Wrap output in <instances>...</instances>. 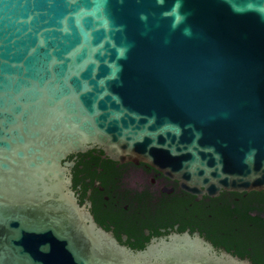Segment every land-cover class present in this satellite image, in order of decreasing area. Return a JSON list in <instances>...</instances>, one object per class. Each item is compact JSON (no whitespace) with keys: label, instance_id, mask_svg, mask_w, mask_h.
Returning a JSON list of instances; mask_svg holds the SVG:
<instances>
[{"label":"water","instance_id":"95a60500","mask_svg":"<svg viewBox=\"0 0 264 264\" xmlns=\"http://www.w3.org/2000/svg\"><path fill=\"white\" fill-rule=\"evenodd\" d=\"M93 146L197 200L264 191V0H0V264H252L121 246L71 189Z\"/></svg>","mask_w":264,"mask_h":264},{"label":"flooded vegetation","instance_id":"af4514ba","mask_svg":"<svg viewBox=\"0 0 264 264\" xmlns=\"http://www.w3.org/2000/svg\"><path fill=\"white\" fill-rule=\"evenodd\" d=\"M65 162L71 164V189L78 204L89 211L98 227L133 252L143 251L153 240L185 232L208 241L214 211L220 209L222 199L236 193L223 191L217 197L204 195L197 200L151 166L113 160L99 146L71 153ZM232 198L234 206L239 198ZM237 231L232 229L234 234ZM230 253L234 255V249Z\"/></svg>","mask_w":264,"mask_h":264},{"label":"trees","instance_id":"16d2710c","mask_svg":"<svg viewBox=\"0 0 264 264\" xmlns=\"http://www.w3.org/2000/svg\"><path fill=\"white\" fill-rule=\"evenodd\" d=\"M229 195L238 197L239 202L232 206V197L222 199L220 209L214 211L207 240L215 248L223 247L229 252L234 249V255L252 264H264V191ZM234 228L237 234L232 233Z\"/></svg>","mask_w":264,"mask_h":264},{"label":"clouds","instance_id":"9594fccd","mask_svg":"<svg viewBox=\"0 0 264 264\" xmlns=\"http://www.w3.org/2000/svg\"><path fill=\"white\" fill-rule=\"evenodd\" d=\"M160 3H163V0H159ZM179 8V4L174 5L173 12H175ZM181 17L179 15L176 16V22L180 21ZM175 26V25H174Z\"/></svg>","mask_w":264,"mask_h":264}]
</instances>
